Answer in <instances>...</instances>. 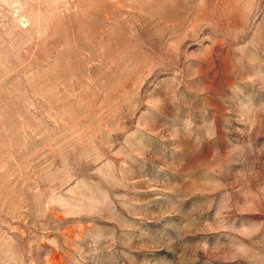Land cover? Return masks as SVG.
Masks as SVG:
<instances>
[{"label": "rangeland", "instance_id": "374dc122", "mask_svg": "<svg viewBox=\"0 0 264 264\" xmlns=\"http://www.w3.org/2000/svg\"><path fill=\"white\" fill-rule=\"evenodd\" d=\"M0 264H264V0H0Z\"/></svg>", "mask_w": 264, "mask_h": 264}]
</instances>
